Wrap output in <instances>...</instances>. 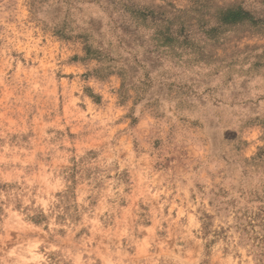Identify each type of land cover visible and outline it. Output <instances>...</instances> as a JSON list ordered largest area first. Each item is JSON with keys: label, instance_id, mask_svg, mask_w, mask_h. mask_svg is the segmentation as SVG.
Instances as JSON below:
<instances>
[{"label": "rangeland", "instance_id": "1", "mask_svg": "<svg viewBox=\"0 0 264 264\" xmlns=\"http://www.w3.org/2000/svg\"><path fill=\"white\" fill-rule=\"evenodd\" d=\"M0 264H264V0H0Z\"/></svg>", "mask_w": 264, "mask_h": 264}]
</instances>
